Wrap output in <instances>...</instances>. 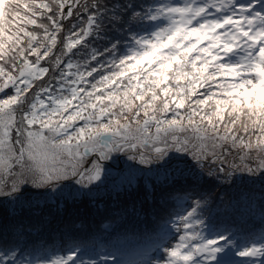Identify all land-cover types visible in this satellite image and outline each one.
<instances>
[{"label": "snow or ice", "instance_id": "6c2138e0", "mask_svg": "<svg viewBox=\"0 0 264 264\" xmlns=\"http://www.w3.org/2000/svg\"><path fill=\"white\" fill-rule=\"evenodd\" d=\"M115 154L161 198L205 172L264 192V0H0V197L90 194ZM189 199L155 264H264V233H206ZM77 251L0 264H98Z\"/></svg>", "mask_w": 264, "mask_h": 264}, {"label": "trees", "instance_id": "16d2710c", "mask_svg": "<svg viewBox=\"0 0 264 264\" xmlns=\"http://www.w3.org/2000/svg\"><path fill=\"white\" fill-rule=\"evenodd\" d=\"M106 42L90 43L102 48ZM126 159L118 165L105 161L106 171L121 166L120 176L90 194L81 190L73 196L66 189L60 194L30 191L0 197V248H15L18 259L40 262L77 247L76 255L98 264L105 254L108 264L134 262L160 251L159 245L175 235L174 213L188 209L191 201L194 204L189 197L201 201L199 214L206 233L230 230L237 242L244 243L248 240L242 237L254 239L264 233V192L246 172H236L228 180L205 172L199 183L177 185L161 198L159 188L154 194L146 189L150 181L142 175L145 166Z\"/></svg>", "mask_w": 264, "mask_h": 264}, {"label": "rangeland", "instance_id": "374dc122", "mask_svg": "<svg viewBox=\"0 0 264 264\" xmlns=\"http://www.w3.org/2000/svg\"><path fill=\"white\" fill-rule=\"evenodd\" d=\"M90 157L91 156H89L88 157V159H90ZM126 158V156L125 155H123V154H116V155H114L113 156V158L111 159L112 161H114L115 163H117V165L120 163H122L123 162V158ZM126 161H127V159H126ZM129 161V160H128ZM131 162V161H130ZM125 163V162H124ZM134 163V165L136 164V162H133ZM120 168H121V166H119ZM119 167L116 169V170H111V171H106L103 175H102V180H103V184H101V185H106L109 181H112V180H115V179H117V177H119L120 175V173L119 172H117V171H120L119 170ZM65 183H68V182H65ZM70 186H72V187H70ZM69 187H66L64 190H70V191H72V192H74L75 191V189H77V188H79V186H77V185H70ZM38 190V193H44V192H53L52 190H50V189H47V188H35V187H32L31 185H29V186H27L26 188H24L20 193H17V194H24V193H27V192H30V191H33V192H35V191H37ZM64 190H63V192H64ZM68 190V191H69ZM56 193H62V192H60V191H55ZM190 201H191V199H190ZM192 204V201L190 202V204L189 205H191ZM181 231H182V228H181ZM174 234L176 235V231H175V229H174ZM174 235V236H175ZM173 236V237H174ZM173 237L172 238H170L169 240H167V241H173ZM174 242V241H173ZM162 255V249L160 250V251H154L152 254H150L149 256H142V257H140L139 259H136L134 262H122V263H120V264H148V262H150V261H152L153 262V264H155V261L160 257ZM236 259H238V258H236ZM114 264H116V262L114 263Z\"/></svg>", "mask_w": 264, "mask_h": 264}, {"label": "water", "instance_id": "95a60500", "mask_svg": "<svg viewBox=\"0 0 264 264\" xmlns=\"http://www.w3.org/2000/svg\"><path fill=\"white\" fill-rule=\"evenodd\" d=\"M93 158H94V157L91 156L89 160H91V159H93ZM31 192H33V191H31ZM35 192H36V191H35Z\"/></svg>", "mask_w": 264, "mask_h": 264}, {"label": "bare ground", "instance_id": "6f19581e", "mask_svg": "<svg viewBox=\"0 0 264 264\" xmlns=\"http://www.w3.org/2000/svg\"><path fill=\"white\" fill-rule=\"evenodd\" d=\"M38 191V190H37Z\"/></svg>", "mask_w": 264, "mask_h": 264}]
</instances>
